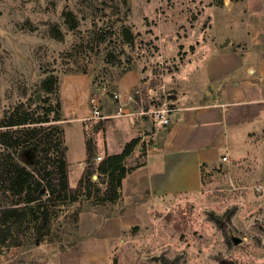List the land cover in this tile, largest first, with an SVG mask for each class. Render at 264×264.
Listing matches in <instances>:
<instances>
[{"label":"rangeland","instance_id":"374dc122","mask_svg":"<svg viewBox=\"0 0 264 264\" xmlns=\"http://www.w3.org/2000/svg\"><path fill=\"white\" fill-rule=\"evenodd\" d=\"M252 24L264 31V0H0V155L33 169L37 149L23 147L27 128L58 126L53 143L62 141L68 161L63 189L53 167L57 151L46 147L53 192L42 188L23 226L12 218L6 244L17 228L24 244L0 243V264H264V75L250 71L264 61V43L252 42ZM129 71L136 82L124 93L120 81ZM75 86L82 92L77 109ZM115 92L127 98V114H118ZM97 94L108 102L106 120L149 122L147 141L138 144L153 147L179 112L204 106L219 107L207 128L224 123L228 142L212 148L219 160L203 166L198 190L161 195L151 207L130 205L121 186L109 200L108 177L97 171L90 190L76 189L85 145L75 111L87 109L90 162L102 160L96 140L105 119L89 109ZM165 104L170 123L157 129ZM57 107L63 119L15 125L3 136L10 117L53 119ZM229 108L237 118L225 116ZM228 213L222 227L213 219Z\"/></svg>","mask_w":264,"mask_h":264},{"label":"crops","instance_id":"0c3cea01","mask_svg":"<svg viewBox=\"0 0 264 264\" xmlns=\"http://www.w3.org/2000/svg\"><path fill=\"white\" fill-rule=\"evenodd\" d=\"M258 29L255 30L254 24L249 26L250 35L254 30L256 31L255 36H253L255 40L252 42L264 43V31L258 34ZM250 66L251 73L260 71L264 75V61H260L259 65ZM253 67L254 70H252ZM132 74L134 72H127L120 81V88L124 90V93L129 92L130 87L136 82V77ZM246 85L253 87V84ZM248 87V90L251 89ZM74 92L76 95L75 109H77L80 107L78 101L82 92L77 86L74 87ZM125 101H127V98L122 99V102ZM103 103V106H107L108 102L103 99ZM211 108H214V110H211ZM89 109L91 110L90 103ZM218 110V106L187 107L178 113L179 116L176 117V121L170 126L160 142H156L153 147L138 144L125 158L124 164L128 167L129 163L136 162L141 158L143 160L139 164L136 163L133 169L123 177L121 185L122 198L132 206L151 207L153 201L161 195L170 196L177 192L198 190L203 183V166L211 167V164H215L219 160L217 154H212V148L222 147L228 142L227 129L224 123L219 126L214 125V128L212 126L211 129L207 128L209 122L214 124V121H216L215 112ZM88 113L90 112L88 111ZM232 113V108H229L225 111V116L228 119L233 118V116L237 118ZM86 115L87 109L78 115L75 111V118H79L80 121V144L85 145L84 155L81 156L80 175L83 174L86 167L85 160L88 155L85 122L83 121L86 119ZM105 118L107 119L106 115L102 119ZM106 119L103 121L104 124L101 129L102 137H97L96 140V151L102 153L99 155L103 158L108 154L120 153L127 142L139 137L140 132L150 126L148 121L144 122L143 120L115 122ZM140 141H142L141 138ZM131 175L137 176L132 184L127 186L126 179ZM126 188L127 192H125Z\"/></svg>","mask_w":264,"mask_h":264},{"label":"trees","instance_id":"16d2710c","mask_svg":"<svg viewBox=\"0 0 264 264\" xmlns=\"http://www.w3.org/2000/svg\"><path fill=\"white\" fill-rule=\"evenodd\" d=\"M56 116L51 119L48 114L44 117L33 118L28 121L27 117L15 119L12 116L8 121L2 122V125H6L8 128L2 134L4 137L10 136L11 127L15 125H26L27 123H44L50 122L51 120L63 119V112L60 108H56ZM33 121V122H32ZM49 128V130H48ZM27 136H30L23 144V147L34 146L37 149V158L33 164V169H28L25 165H21L19 161L12 160L11 154L0 155V177L1 186L4 188L0 189V234L3 231H8L5 235H0V243L6 246H21L24 244V230H16L18 236L13 237L14 239L9 240L8 244L6 241L8 233L13 228L14 222L13 217L17 218L18 227L23 226V223L29 218L30 214L36 212L34 206H30L29 203L40 200L46 191H42V188L46 185V190L53 192L52 184L48 178L52 174L51 170L48 169V158L46 147L53 146L57 151V157L53 161L54 171L58 177V180L63 189L68 187V173L67 165L68 161L62 146V141L53 143L56 135H52L53 132H60L58 126H41L35 131L34 128H27ZM34 132V133H33ZM30 133V134H29ZM26 138V137H25ZM140 141V137H135L126 143L124 149L120 153L106 155L96 166L90 161L92 159L94 146L87 142L88 155L86 161L89 163L86 165L83 174L78 182L76 189H89L94 185L93 175L97 171L100 175L108 177V187L110 194L107 195L109 200H116L119 196L118 188L122 184L123 177L131 170L132 167H127L124 164L125 158L134 150ZM6 148L9 147V142L3 139ZM19 143V141H16ZM39 171L41 177H35V172ZM46 181V182H44ZM15 195L13 200H10L11 194ZM45 215V216H44ZM46 217V211L43 212V220ZM230 218V213L224 216L214 215L213 219L218 223L219 226H224V220ZM225 218V219H224ZM226 228V227H225ZM226 232V230H225ZM0 244V246H1ZM163 264H173V262L167 258L163 259ZM239 264V263H233Z\"/></svg>","mask_w":264,"mask_h":264},{"label":"built area","instance_id":"2783aa9c","mask_svg":"<svg viewBox=\"0 0 264 264\" xmlns=\"http://www.w3.org/2000/svg\"><path fill=\"white\" fill-rule=\"evenodd\" d=\"M115 98L119 101V107H118V114L123 115L127 114L128 110L126 109V104L128 102H122V93L121 92H115L114 93ZM131 99V97H130ZM103 100L100 98V95H93L90 98V107H91V112H92V117L93 118H103L102 114V106H103ZM169 111L170 109L168 108L167 104L164 105V107L157 112V117L155 121V126L157 129H160L162 127H165L170 123V116H169ZM142 113H145L143 110ZM146 134L144 132H140L139 137L142 139V141L145 142L146 139ZM149 140V139H148ZM99 159H103L101 155L98 156ZM223 160H227V156H223Z\"/></svg>","mask_w":264,"mask_h":264},{"label":"water","instance_id":"95a60500","mask_svg":"<svg viewBox=\"0 0 264 264\" xmlns=\"http://www.w3.org/2000/svg\"><path fill=\"white\" fill-rule=\"evenodd\" d=\"M228 42V40L226 41V43ZM177 116H179V114H177ZM238 241V240H237Z\"/></svg>","mask_w":264,"mask_h":264}]
</instances>
